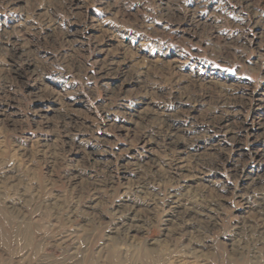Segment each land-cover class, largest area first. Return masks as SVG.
<instances>
[{
    "label": "rangeland",
    "instance_id": "obj_1",
    "mask_svg": "<svg viewBox=\"0 0 264 264\" xmlns=\"http://www.w3.org/2000/svg\"><path fill=\"white\" fill-rule=\"evenodd\" d=\"M0 264H264V0H0Z\"/></svg>",
    "mask_w": 264,
    "mask_h": 264
}]
</instances>
